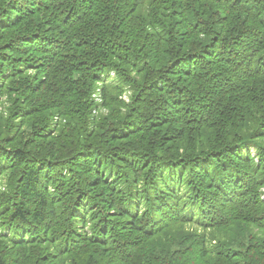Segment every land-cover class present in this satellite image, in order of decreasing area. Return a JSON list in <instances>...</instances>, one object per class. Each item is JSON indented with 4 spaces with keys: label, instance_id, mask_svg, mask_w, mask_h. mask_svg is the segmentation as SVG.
Returning a JSON list of instances; mask_svg holds the SVG:
<instances>
[{
    "label": "trees",
    "instance_id": "16d2710c",
    "mask_svg": "<svg viewBox=\"0 0 264 264\" xmlns=\"http://www.w3.org/2000/svg\"><path fill=\"white\" fill-rule=\"evenodd\" d=\"M263 186L264 0H0V264H264Z\"/></svg>",
    "mask_w": 264,
    "mask_h": 264
},
{
    "label": "rangeland",
    "instance_id": "374dc122",
    "mask_svg": "<svg viewBox=\"0 0 264 264\" xmlns=\"http://www.w3.org/2000/svg\"><path fill=\"white\" fill-rule=\"evenodd\" d=\"M250 153H251L252 157H254L255 160L258 159L256 150L253 149L252 147L250 149ZM261 189L264 190V186ZM200 228L197 227L194 223L185 222V221H182L180 219H174V221L171 222V224L169 225V227L167 229L160 231L158 234L153 236V238H155V241H166V240H168V239H170L176 235H179V234H183L184 236L187 237V234L193 235L195 233H199L200 235H205V234H203V232H204V233H206V236L210 237V235H214V238L216 239L217 236L219 238L222 235L228 234V232L225 230H221L223 233L219 232V229H216V227L210 228V229H205V230L204 229L202 230ZM254 232L256 234V238L264 236L263 231H259L258 229H255ZM173 241H175L176 244L179 243L177 241V239H171V240L166 241L165 243L173 242ZM165 243H163V244H165ZM187 256L189 257L188 261H190L193 264H205V258H206L205 256L199 257V255L197 253H193L191 251L187 252ZM174 257H175V255H174Z\"/></svg>",
    "mask_w": 264,
    "mask_h": 264
}]
</instances>
